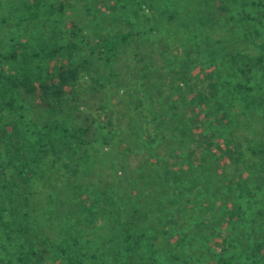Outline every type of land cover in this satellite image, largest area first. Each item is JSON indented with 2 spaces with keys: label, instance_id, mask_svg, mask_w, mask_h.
<instances>
[{
  "label": "trees",
  "instance_id": "obj_1",
  "mask_svg": "<svg viewBox=\"0 0 264 264\" xmlns=\"http://www.w3.org/2000/svg\"><path fill=\"white\" fill-rule=\"evenodd\" d=\"M118 3L101 18L115 29L94 34L84 31L97 16L91 0L20 5L21 20H27L25 41L17 43L23 66L17 76L0 72V264H145L130 256L148 254L150 237L158 240L165 233L161 224L188 206L199 211L194 229L205 225L206 210H218L236 215L237 223L261 222L251 233L248 226V236L259 246L264 239V0ZM142 4L154 13L150 20L161 38L182 47L184 63L166 57L162 64L178 100L167 98L160 79L150 101L154 109L139 124V118H126L125 151L136 153L135 166H151L138 174L142 181L131 179L123 184L129 191L116 195L122 184L92 169L90 146L100 125L91 106H83L97 87L81 92L79 77L103 85V66L118 71L128 45L145 61ZM82 9L91 17L78 16ZM257 37L259 52L252 54L247 48ZM194 65L211 76L185 78L183 67ZM136 99L142 101L129 103ZM112 137L119 135L107 130L104 142ZM224 157L228 161L218 164Z\"/></svg>",
  "mask_w": 264,
  "mask_h": 264
},
{
  "label": "rangeland",
  "instance_id": "obj_2",
  "mask_svg": "<svg viewBox=\"0 0 264 264\" xmlns=\"http://www.w3.org/2000/svg\"><path fill=\"white\" fill-rule=\"evenodd\" d=\"M22 1L25 0H0V72H4L8 76H17L16 70L22 65V49L17 44L23 43L25 41L24 36H27L26 31L24 33L25 26L23 28L27 20H21L22 8L20 5ZM61 1L63 2V0ZM115 3L120 4L118 0H91L92 10L97 13L96 17L92 18L91 13L85 12L83 9L78 12L80 17H91L92 23L85 27L84 31L87 34H94L106 28L109 30L111 28L115 29L113 23L108 25L101 20L104 14L109 13V5ZM138 9H142L145 14L142 15V22L148 31L145 43L141 46V50L145 54V61H142L138 55H133L135 47L128 45L118 63V71L112 73L109 66H103V80H101L103 85L100 82H95L92 85L91 81L86 80L87 76L83 73L79 77V81L82 83L81 92H91L93 87H97V91L88 99L87 105L83 106V110L91 106L92 114L98 118V124L100 125L94 134L93 145L90 146L92 148L91 157L95 161V163H92V169L101 170L103 177L108 179V183L122 184L116 186L121 188L116 189V195L117 193L124 194L129 191L127 185L123 184L130 182L131 179L132 181L136 179L137 182L142 181L144 178L138 179V174L146 165L151 166L150 162L135 166L137 163V160H134L136 153L129 156V153L125 151L127 145L121 141V138L127 132V126L130 125V123H127L126 118L133 117L135 120L139 118L137 123L139 124L143 117H147L149 110L154 109L150 106V101L155 99L156 86L161 82L160 79L165 83L168 90L172 89L168 85L170 78L167 77V71H164L162 66L166 57L168 62H170V59H174L180 65L184 63L182 47L174 48L172 42H166L163 37L161 38L162 33L154 28L153 22L150 20L154 13L149 11L144 4ZM122 16H117V22H123ZM225 18L229 21L228 16H225ZM68 20H66V23ZM219 36L218 30H214L213 38L218 40ZM259 42L260 38L257 37L255 38V44L248 45L247 49L250 53L257 54L259 52ZM145 48L147 49L145 50ZM161 49L164 54L161 53ZM51 62L53 61L50 60V64ZM159 64H161V67L158 71ZM10 66L14 67L9 68ZM183 71L189 74H184L185 78L192 77V79L196 78L198 81L212 74L210 69L202 65L186 66L183 67ZM101 86L103 87L101 88ZM78 88V86H75L73 89L78 90ZM167 92H170L168 99L178 100L177 94L171 93L170 90ZM184 95L186 98H191L190 94L184 93ZM135 98H141L142 101L136 99L133 104H130L129 101ZM93 100L99 101L103 106L98 108V104H95ZM136 105L138 107L134 109ZM4 111L7 112V110ZM146 126L149 127V124H146ZM107 130H114L119 137L107 139L106 141L110 143H105L104 135ZM92 136L93 134L89 135V139ZM219 140L224 143L222 139ZM139 155H137L138 158ZM227 161V158L224 157L218 159V164ZM180 168L186 169L187 166L174 165V169L178 170ZM223 168L220 167L221 171H223ZM194 184L196 182H193ZM176 212L179 213L178 218H174L173 222L166 225H163L165 223L161 224L165 233H158V240L153 239L152 236L150 237L152 248L149 253L140 252L135 254L133 252V255L130 256L131 260L142 257L146 260L145 264H156L157 262L158 264H264V239L259 246L250 238L252 235L248 236V226H250L251 233L252 228L263 227L260 224L261 222L255 223L256 225L252 223L242 224L246 223L244 220L237 223L235 222L237 221L236 215L224 216L218 210L213 212L206 210L205 219H202L205 225H202L199 229H194L192 221L199 212L197 209L188 206L178 209ZM232 220L234 222H231ZM100 222L102 220L98 219L97 224ZM234 225H236V228ZM242 232H245V234L241 235ZM263 232V230L259 231L260 234ZM228 234H230V237L232 234L234 235L232 244L223 240Z\"/></svg>",
  "mask_w": 264,
  "mask_h": 264
}]
</instances>
